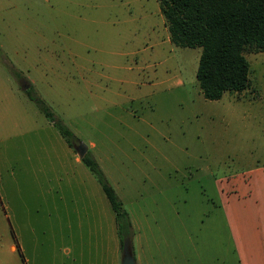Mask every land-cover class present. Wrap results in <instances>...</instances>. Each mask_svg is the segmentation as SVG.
<instances>
[{
  "label": "rangeland",
  "instance_id": "rangeland-1",
  "mask_svg": "<svg viewBox=\"0 0 264 264\" xmlns=\"http://www.w3.org/2000/svg\"><path fill=\"white\" fill-rule=\"evenodd\" d=\"M199 51L169 40L158 0H0V264L65 263L81 245L96 264L106 245L92 222L51 220L44 199L25 212L3 152L51 132L40 105L96 160L133 249L157 233L164 264H240L214 183L264 161V50L243 51L249 85L217 99L197 85Z\"/></svg>",
  "mask_w": 264,
  "mask_h": 264
},
{
  "label": "crops",
  "instance_id": "crops-1",
  "mask_svg": "<svg viewBox=\"0 0 264 264\" xmlns=\"http://www.w3.org/2000/svg\"><path fill=\"white\" fill-rule=\"evenodd\" d=\"M23 83L27 86L31 82L23 80ZM46 122L39 129L47 127L51 132L47 135L38 133L30 149L16 153V157L17 150L5 149L3 152L8 156L4 163L13 169L12 174L18 175L16 181L20 192H26L34 201L24 205L25 212L37 216L41 209L38 199L41 198L45 200L46 214L53 221H76L79 226L81 222H92L97 235L101 232L106 236V245L102 254H93L91 259L98 261L96 264H121L114 213L101 186L84 170L75 149L60 133L52 131L51 121L46 119ZM214 186L226 220L232 227L240 264H264V161L224 173L216 178ZM8 247L15 250L13 243ZM82 247L75 254L64 246L62 252L70 254L65 263L52 260L38 264H92L89 256L82 254ZM162 248L157 233L145 235L134 249L131 246L135 264H164Z\"/></svg>",
  "mask_w": 264,
  "mask_h": 264
},
{
  "label": "trees",
  "instance_id": "trees-1",
  "mask_svg": "<svg viewBox=\"0 0 264 264\" xmlns=\"http://www.w3.org/2000/svg\"><path fill=\"white\" fill-rule=\"evenodd\" d=\"M158 4L169 40L177 46L200 48L194 76L204 98L217 99L224 91L239 92L249 85L243 51L264 50V0H158ZM40 108L74 148L77 140L69 128L54 119L46 106ZM80 159L113 210L121 250L130 233L128 214L87 149Z\"/></svg>",
  "mask_w": 264,
  "mask_h": 264
},
{
  "label": "water",
  "instance_id": "water-1",
  "mask_svg": "<svg viewBox=\"0 0 264 264\" xmlns=\"http://www.w3.org/2000/svg\"><path fill=\"white\" fill-rule=\"evenodd\" d=\"M74 149L78 156H82L86 150V147L81 142H78L76 145H74ZM121 264H135V261H134V258L131 252L130 242L128 239H124L122 242Z\"/></svg>",
  "mask_w": 264,
  "mask_h": 264
},
{
  "label": "flooded vegetation",
  "instance_id": "flooded-vegetation-1",
  "mask_svg": "<svg viewBox=\"0 0 264 264\" xmlns=\"http://www.w3.org/2000/svg\"><path fill=\"white\" fill-rule=\"evenodd\" d=\"M22 85H23V83H22Z\"/></svg>",
  "mask_w": 264,
  "mask_h": 264
}]
</instances>
